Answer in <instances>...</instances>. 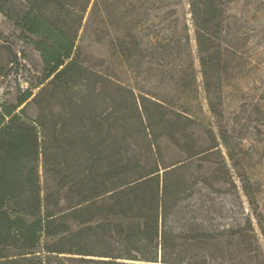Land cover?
<instances>
[{
    "label": "rangeland",
    "instance_id": "rangeland-1",
    "mask_svg": "<svg viewBox=\"0 0 264 264\" xmlns=\"http://www.w3.org/2000/svg\"><path fill=\"white\" fill-rule=\"evenodd\" d=\"M68 2L74 6L55 15L76 30L72 57L93 72L88 84L70 91V108L59 90L31 100L48 84L49 68L32 36L0 11V108L19 105L29 90L32 97L17 111L26 106L31 118L41 109L54 116L48 153L39 161L43 193L90 190L89 159L100 192L155 168L162 191L167 167L169 224L197 223L205 228L200 234L216 236L250 215L264 228V0H223L224 27L209 23L204 31L199 21L207 16H195L191 0ZM123 156L134 168L126 177L118 166ZM116 201L104 203L106 220L124 218ZM6 208L15 214L11 201ZM117 235L84 230L80 248L116 253ZM60 258L50 264H107L101 255Z\"/></svg>",
    "mask_w": 264,
    "mask_h": 264
},
{
    "label": "trees",
    "instance_id": "trees-1",
    "mask_svg": "<svg viewBox=\"0 0 264 264\" xmlns=\"http://www.w3.org/2000/svg\"><path fill=\"white\" fill-rule=\"evenodd\" d=\"M16 2L19 1L0 0V11L32 36L29 39L49 68L46 79L50 80L33 97L32 91H25L19 105L0 108V264H50L53 257L92 261L94 258L86 256L96 255L104 256L101 261L107 264H264V228L250 215L244 224L224 229L223 232L229 233L225 238L223 232L216 236L200 234L199 229L205 228L197 223L184 222L178 227L169 224L167 174L171 168L162 171V191L160 169L155 168L140 172L138 177L116 187L117 190L100 192L94 186L97 183L94 174L98 171L92 172L94 161L89 159V178L93 182L90 190L65 196L55 191L43 193L39 161L41 155L48 153L54 116L41 109L36 118H31L26 106L18 111L17 108L31 97L39 103L44 100L40 99L42 95L53 98L58 90L67 106L73 107L74 95L70 91L78 82L88 84L93 72L72 57L76 30L65 28L59 14L55 15L70 10L74 4L68 0H28L19 6ZM191 3L195 16L197 12L207 16L199 21V31L207 30L209 23L217 30L224 27L220 16L223 0H191ZM86 101L83 96L80 109H85ZM131 161L123 156L118 165L124 177L134 170ZM151 181H155L154 188L144 192L143 186ZM108 198L122 203L119 215L124 218L112 221L103 217ZM63 199L70 202L63 205ZM10 201L15 214L6 208ZM98 229L117 232L118 252L97 254L80 248L82 232ZM75 239L78 241L73 242Z\"/></svg>",
    "mask_w": 264,
    "mask_h": 264
}]
</instances>
